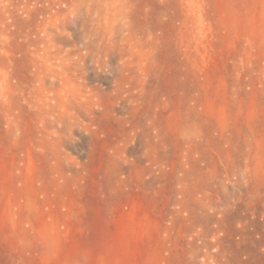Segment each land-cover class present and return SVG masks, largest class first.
I'll use <instances>...</instances> for the list:
<instances>
[{
	"label": "rangeland",
	"instance_id": "374dc122",
	"mask_svg": "<svg viewBox=\"0 0 264 264\" xmlns=\"http://www.w3.org/2000/svg\"><path fill=\"white\" fill-rule=\"evenodd\" d=\"M0 264H264V0H0Z\"/></svg>",
	"mask_w": 264,
	"mask_h": 264
},
{
	"label": "bare ground",
	"instance_id": "6f19581e",
	"mask_svg": "<svg viewBox=\"0 0 264 264\" xmlns=\"http://www.w3.org/2000/svg\"><path fill=\"white\" fill-rule=\"evenodd\" d=\"M86 31H87L88 35L90 34L91 36H94L95 34H97V31L98 30L96 28L93 29V28H91V27L88 26V28L86 29ZM64 129H66V130L68 129V126L66 125V123L64 124Z\"/></svg>",
	"mask_w": 264,
	"mask_h": 264
}]
</instances>
